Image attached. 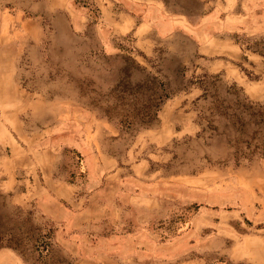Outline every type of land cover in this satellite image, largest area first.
Instances as JSON below:
<instances>
[{
    "label": "rangeland",
    "instance_id": "rangeland-1",
    "mask_svg": "<svg viewBox=\"0 0 264 264\" xmlns=\"http://www.w3.org/2000/svg\"><path fill=\"white\" fill-rule=\"evenodd\" d=\"M208 2L204 44L177 29L144 54L128 37L106 46L94 18L74 29L62 0H0V182L15 174L16 192L37 182L34 155L57 142L55 175L84 179L61 140L81 129L123 167L140 161L152 180L176 182L153 211H123L117 227L143 229L125 263L264 264V146L253 148L239 106H264V0ZM70 3L96 15L88 0ZM215 59L222 67L207 68ZM234 153L249 159L237 165ZM11 193L0 187V264L72 263L58 223Z\"/></svg>",
    "mask_w": 264,
    "mask_h": 264
},
{
    "label": "crops",
    "instance_id": "crops-1",
    "mask_svg": "<svg viewBox=\"0 0 264 264\" xmlns=\"http://www.w3.org/2000/svg\"><path fill=\"white\" fill-rule=\"evenodd\" d=\"M88 1L96 15L90 8L76 9L70 0H62L61 6L72 7L70 20L76 30L85 28L94 18L106 46H115L113 38L128 37L133 49L147 54L161 39L177 29L198 38L200 46L207 41L206 30L211 15L208 0ZM43 3L47 7V0ZM3 17L0 12V27L5 21ZM218 65L215 59L208 62L207 68L222 67ZM62 133V143L81 155L79 173L85 174L84 179L76 176L69 182L65 177L55 175L57 142L49 151L35 153L34 162L40 173L37 174V182L31 175L27 179L29 187L16 192L14 174L7 180H1V189L11 190V197L16 201L33 200L39 213L58 223L55 241L74 256L72 263L67 264H130L125 263L127 257H121V254L141 250L134 239L143 229H122L116 223L123 221V211L128 205L142 211H153L160 198L173 191L176 182L152 180L147 165L140 161L123 167L119 158L97 147L93 133L73 128ZM261 164L264 167V157ZM105 223L109 224L107 230L103 228Z\"/></svg>",
    "mask_w": 264,
    "mask_h": 264
},
{
    "label": "trees",
    "instance_id": "trees-1",
    "mask_svg": "<svg viewBox=\"0 0 264 264\" xmlns=\"http://www.w3.org/2000/svg\"><path fill=\"white\" fill-rule=\"evenodd\" d=\"M215 101H218L221 103H223L224 100L221 99H216ZM238 101V100H237ZM251 104L246 105V104H241L239 102V106H241L243 109L247 108L248 109V116H249V122L252 123L256 128L252 131V134L250 136L251 140H255V142L252 144L253 148L255 150H261L264 146V106L262 104H259L257 102H250ZM245 110H241V112L239 114H233V117L235 119V127L236 130L238 132H244L246 131V129L249 126V122L245 121L243 119L242 116V112ZM246 146H251V143L249 142V140H244ZM77 153V152H76ZM255 152H253L252 154H254ZM77 156L80 157V154L77 153ZM259 156L260 157H264V150L262 149V151L259 152ZM234 157L236 160V164L239 165L240 162V158H244V159H249V156L246 155H238L237 153H234ZM69 181V180H68ZM71 182V181H69ZM43 238H48V236L43 235L41 237V239ZM0 241H1V237H0ZM45 246L47 245V243H45ZM7 246L10 247V244H7ZM16 248V247H14Z\"/></svg>",
    "mask_w": 264,
    "mask_h": 264
}]
</instances>
